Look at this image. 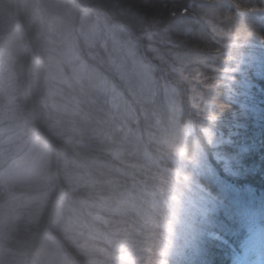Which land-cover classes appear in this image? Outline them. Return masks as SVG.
Here are the masks:
<instances>
[{
    "label": "rangeland",
    "instance_id": "1",
    "mask_svg": "<svg viewBox=\"0 0 264 264\" xmlns=\"http://www.w3.org/2000/svg\"><path fill=\"white\" fill-rule=\"evenodd\" d=\"M25 4L30 46L42 60L44 130L73 150L57 175L71 202L57 206L54 229L86 264H171L185 246L195 248L206 226L210 200L195 180L211 173L208 151L219 156L215 151L222 144L195 73L200 65L208 68L209 58L177 50L165 32L134 39L64 0ZM250 17L264 28V14ZM197 31L236 50L226 78L230 87L238 89L233 76L243 77V66L260 73L256 65L264 61V44L238 42L208 20L200 21ZM3 41L4 49L18 53L16 44ZM7 52L0 50V181L23 183L22 200L31 204L48 196L40 191L46 183L40 175L51 154L7 107L13 101ZM262 213L264 208L245 217L249 235L231 264H264ZM60 258L56 254L53 263L42 252L35 264H61Z\"/></svg>",
    "mask_w": 264,
    "mask_h": 264
},
{
    "label": "trees",
    "instance_id": "2",
    "mask_svg": "<svg viewBox=\"0 0 264 264\" xmlns=\"http://www.w3.org/2000/svg\"><path fill=\"white\" fill-rule=\"evenodd\" d=\"M25 1L0 0V50L12 54H8L12 76L8 94L13 101H8L7 107L14 108L30 136L39 138L51 154L49 167L40 175V183L46 181L40 191H46L48 196L44 201L35 199L27 204L22 200L27 198L22 196L23 183L13 178L4 184L0 181V206L6 205L0 211V264H35L42 252L53 263L54 256L60 254L61 264H86L84 255L70 248L53 227L57 206L71 198L57 175L62 160L72 158L73 150L70 144L49 137L44 130L42 60L36 46H30L32 28L24 23L28 9ZM64 1L69 7L106 18L134 39L145 33L165 32L166 39L176 44L177 50L209 58L208 68L200 65L195 73L206 92L212 130L222 144L215 151L219 156H211L213 152L208 151L211 173L196 176L195 180L210 200L206 226L203 225L195 248L185 246L184 252L174 255L171 264H231L249 235L245 217L253 210L260 214L264 208V61L256 65L259 74L247 69L249 65L242 67L243 77L235 73L233 78L239 84L235 90L226 78L232 74L234 62L230 65L229 60L236 50L202 37L197 26L208 20L238 42L264 44L262 23L250 17L264 14V0H225L218 4L217 0ZM208 4L214 5L211 10ZM3 40L16 44L18 53L13 48L5 50ZM194 121L197 123L196 118ZM160 162L169 168L168 162Z\"/></svg>",
    "mask_w": 264,
    "mask_h": 264
},
{
    "label": "snow or ice",
    "instance_id": "3",
    "mask_svg": "<svg viewBox=\"0 0 264 264\" xmlns=\"http://www.w3.org/2000/svg\"><path fill=\"white\" fill-rule=\"evenodd\" d=\"M250 11L255 12L256 9H251ZM223 35H228V33L227 32H224ZM209 87H211V85H209ZM164 254H165V251L162 252V255H164ZM159 264H164V260L159 261Z\"/></svg>",
    "mask_w": 264,
    "mask_h": 264
},
{
    "label": "clouds",
    "instance_id": "4",
    "mask_svg": "<svg viewBox=\"0 0 264 264\" xmlns=\"http://www.w3.org/2000/svg\"><path fill=\"white\" fill-rule=\"evenodd\" d=\"M187 133H185V135H186ZM181 144H182V140H181Z\"/></svg>",
    "mask_w": 264,
    "mask_h": 264
}]
</instances>
